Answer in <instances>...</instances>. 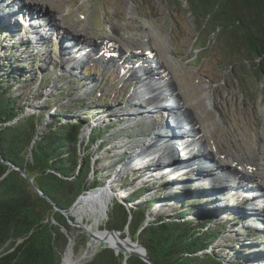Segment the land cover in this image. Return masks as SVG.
I'll return each instance as SVG.
<instances>
[{"label":"rangeland","instance_id":"374dc122","mask_svg":"<svg viewBox=\"0 0 264 264\" xmlns=\"http://www.w3.org/2000/svg\"><path fill=\"white\" fill-rule=\"evenodd\" d=\"M47 1L17 0L20 4H16L13 0H0V69L5 65L10 68L9 43L15 45L19 52L16 58L22 54L25 60L16 67L23 69L26 65L28 74L38 79L33 87L25 82L26 78L20 84L11 81L14 96L28 101L27 113H40L63 89L64 99L49 114L68 107L69 120L85 124L82 143L89 140L93 131L103 134V139L87 150L85 157L91 155L89 178L95 177L93 191L108 185L111 202L107 218L98 226L94 225V216L80 211L79 202L76 203L71 214L76 226L70 235L75 259L86 251L93 252L90 246L87 249V238L82 239L81 226L97 233L106 231L116 199L126 205L130 190L125 187L132 189L146 183L150 188L145 197L127 205L130 230L126 235L133 236L136 230L134 212L129 209L146 208L144 217L149 221L161 215L168 218L179 201L189 200H184L188 198L186 193L178 195V202L161 200L150 209L145 202L164 189L165 195L174 194L176 186L169 187L167 183L177 182V178L182 180L183 188L198 189L201 194L197 198L209 201L211 204H206L209 207L224 208L223 215L216 218L211 214L213 211L202 212L203 202L195 208L194 217H198L196 213L207 216L210 226H220L234 213V219L228 221L238 224L237 232L252 237L251 244L262 252L255 254L264 257V251L259 250V246L264 249V243H260L264 242V177L254 167V161L264 158V85L253 70L242 61L229 63L234 58L223 51L218 33L200 27L185 0ZM144 59L161 70L154 69L159 76L152 73L154 78L148 77L150 90L132 68ZM29 61L35 64H28ZM142 69L146 71L149 67L147 64L138 67V71ZM45 75L46 82L40 83V77ZM169 91L176 100L173 106L180 112L173 116L174 120H180L177 122L180 130L174 128L173 134L177 138L181 131L186 139L193 136L196 144L189 146L190 150L175 149L177 139L170 142L166 130L163 131L168 124L162 123L169 114L166 104L170 103L165 101L166 96L159 104L161 109L154 106ZM183 125L197 128V134L188 133ZM199 146L201 149L197 151L195 147ZM147 151L150 153L146 154ZM131 154L135 158L146 154L143 162L154 159L147 162L149 165L138 167L140 160H131ZM203 160L211 161L212 167L201 165ZM147 166L149 171L145 173L142 167ZM135 169L142 170L136 176L144 177L127 186L124 180L130 175L125 172ZM119 194L122 196L118 197ZM126 226L127 222L123 229ZM221 231V237L210 250L233 261V253L239 248L229 247V238L234 234L229 227ZM98 251L99 248L95 249L82 264ZM245 264L264 261L250 259Z\"/></svg>","mask_w":264,"mask_h":264},{"label":"trees","instance_id":"16d2710c","mask_svg":"<svg viewBox=\"0 0 264 264\" xmlns=\"http://www.w3.org/2000/svg\"><path fill=\"white\" fill-rule=\"evenodd\" d=\"M185 1L200 27L218 33L223 51L234 58L229 63L244 62L264 85V0ZM8 42H11L10 38ZM9 44L10 68L5 65L0 69V264H61V254L68 244L67 235L61 229L65 227L70 231L66 218L55 212L44 198L35 193L20 172L4 162H10L25 170L44 195L50 197L60 209L69 211L78 197L96 188L95 177L89 178L91 155L89 158L85 155L87 150L90 151L95 143L103 139V134L101 131H93L89 140L83 143L81 141L80 144L79 133L85 125L84 122L70 121L71 111H67L68 107L49 114L56 103L64 99L63 89L58 92L57 99L40 113H27L28 101L14 96L11 81H18L20 84L26 78L25 82L33 87L38 79L28 74L26 65V69L16 67L20 61L25 60L22 59V54L16 58L18 47ZM28 64L35 63L29 61ZM44 82L46 75L40 77V83ZM104 145L105 142L100 147ZM152 166H155L154 163ZM155 167L159 168V165ZM142 168L145 173L149 171V166ZM139 169L127 171L126 174L130 176L124 180L126 185H133L137 178L144 177L136 176L138 171H142ZM161 169L164 171L163 167ZM181 182L177 178V182L167 183L169 187L176 186L174 194L165 195L164 189L145 202L150 209L153 203L161 200L167 203L178 202V195L183 193L188 196L184 200L189 199V202L179 201L176 210L168 218L159 216L152 221V228L145 231L146 237L143 241L157 264H245L250 259L264 261V257L255 254L262 252L257 251L251 244L252 237L237 232L238 224L229 222L234 219V213L226 217L227 223L223 222L220 226H210L211 220L207 216L196 213L198 217H194L195 208L203 202L205 206L202 212L213 211L211 214L216 218L223 215L221 213L224 208L209 207V201L197 198L200 196L197 194H201L198 189L187 190L181 186ZM125 188L130 190L126 205L123 207L116 199L114 208L109 213L106 229L121 230L128 216L127 205L132 206L130 204L134 200L145 197L150 191L146 183L132 189ZM194 197L196 199L191 200ZM129 210L134 212L136 222L133 225L139 227L147 209ZM53 220L58 225L53 224ZM223 227L231 228V233L234 234V237L229 238V247L233 245L241 249L237 248L236 253H233V261L210 250L213 243L221 237ZM261 248L259 246V250L264 251ZM135 263L129 261V264ZM88 264L122 263L113 251L102 250Z\"/></svg>","mask_w":264,"mask_h":264},{"label":"water","instance_id":"95a60500","mask_svg":"<svg viewBox=\"0 0 264 264\" xmlns=\"http://www.w3.org/2000/svg\"><path fill=\"white\" fill-rule=\"evenodd\" d=\"M81 134H82V130H80L79 133V138H80V143H81ZM143 156H139L137 159L142 158ZM6 165H9L10 167H12V169L18 171L21 173V175L26 179L27 183L29 184V186L32 188V190L37 193L39 196H41L42 198H44L54 209L55 212L60 213L62 216H64L67 220V224L69 225L70 231H68L65 227H62V232L65 233L67 235L68 238V244L66 246V249L64 250V252L61 254V264H64V260H65V256L67 253L70 252V243H71V232H72V227L76 226L75 224V218L72 217V210L75 207L76 203L79 202L80 198L82 196H80L77 201L75 202V204L73 205L72 208H70L69 211H65L60 209L54 202L53 200L50 199V197L44 195L35 185L34 183V179H32L31 177H29V175L26 173L25 170L13 166L10 162H4ZM120 203V202H119ZM121 204V203H120ZM123 207H125V204H121ZM128 214V213H127ZM130 219V218H129ZM109 221V218H108ZM128 218L126 219L125 222H127V229H123L125 224H123L121 230H112V229H106V231L102 232V235L100 234V238L99 239V246L97 248H99V251L96 253V255L102 251V250H111L113 251L114 255L116 257H118V259L121 260L122 264H129V261L132 262H136L135 264H157L151 253L149 252L146 244L144 243L143 239L146 237L145 235V231L148 228H152L153 223L152 221L147 220L146 217L141 218V222L139 223V227H136L135 229V233H133V236L131 235H126V231L129 228V223L128 222ZM53 224L58 225V223L53 220L52 221ZM55 222V223H54ZM83 231L82 232V239H86L87 238V249L89 248L90 244L94 242L95 237H99L97 234V232H92L91 230H89L88 227H86L85 225L81 226ZM113 237H117L120 238V240H122L123 242L119 241L117 239L113 240ZM125 243V244H124ZM96 248V250H97ZM66 252V253H65ZM93 255V254H92ZM91 255V256H92ZM93 256V258L90 260L92 261L95 256ZM89 259V257L87 258ZM161 260V259H160ZM89 261V262H90ZM89 262L85 263L88 264ZM82 264V263H81Z\"/></svg>","mask_w":264,"mask_h":264},{"label":"bare ground","instance_id":"6f19581e","mask_svg":"<svg viewBox=\"0 0 264 264\" xmlns=\"http://www.w3.org/2000/svg\"><path fill=\"white\" fill-rule=\"evenodd\" d=\"M7 1H10V0H7ZM16 4H20V3H17V0H13ZM21 2L24 1V0H20ZM47 1V0H46ZM48 2V1H47ZM49 3V2H48ZM52 3V2H51ZM4 22V21H3ZM144 64H147L148 67H149V70L146 69V71L144 69H142V71H138V67H141L144 65ZM135 68L136 72H138L139 76L141 78H144V81L143 82H146L147 86H148V90L149 89V86H151V82L149 81V76L151 78H154L153 74L152 73H155L157 76H159L158 74L160 73H156L154 71V69H159L158 66H156L151 60H148V59H144L143 60V63H136L132 66V68ZM157 67V68H156ZM160 70V69H159ZM161 71V70H160ZM145 73H147L148 75L146 76ZM162 77L164 76L165 72H162ZM159 78V77H158ZM161 82V81H159ZM157 82V83H159ZM143 89V88H142ZM154 90V89H153ZM155 93V92H154ZM164 94V93H163ZM164 96H166V99L165 101H169L170 103H168L167 107L166 108H169L167 109L168 110V115L165 116L166 118H164L163 122H166L168 123L167 126L170 124V122L172 123V121L174 122H178V120H173L171 119V117L174 116V113L175 114H180V112L178 111V109L176 107H174L173 105H175L174 101L175 100V97H173V95L170 93L168 94H164L163 96L159 97L160 101H158L157 103V106L154 105L155 107H159V104L161 103V101L165 98ZM170 104H171V107H170ZM160 108V107H159ZM161 109V108H160ZM182 119V118H181ZM180 121V120H179ZM161 123V125H162ZM166 126V124H164V127ZM166 130V133H167V138H171V141L172 142V138L173 139H177V140H174V148L175 149H180V150H184L186 149L187 147L191 146L192 144H196L194 143L195 141V138L193 136H190L189 137V143L186 141L184 144L180 145L181 142L183 141V137H185L184 135H182L183 133L180 131V136L179 137H175V135H171V132L169 131V129L166 127L164 128L163 131ZM161 131V130H160ZM85 132V131H84ZM185 132V131H184ZM186 138V137H185ZM170 142H167V143H170ZM149 144V143H148ZM158 145V144H157ZM156 145V146H157ZM159 146V145H158ZM157 146V147H158ZM146 147H147V144H146ZM137 148V147H136ZM140 148V146L138 147ZM137 148V149H138ZM191 147L188 148V150H190ZM136 149V150H137ZM200 146L199 147H196V150L197 151H200ZM259 151V150H258ZM150 153L149 151H147L146 154ZM143 155V157H145V155ZM264 156V155H263ZM257 157V156H256ZM137 158H135L134 156H132L131 154V160H135ZM264 159V158H263ZM262 158L260 159V162L258 160L254 161V167L258 169V171L262 172L261 174L260 173H257V174H260V176L264 177V160ZM203 163V166L205 167H212V163L211 161L207 162L206 160H203L201 162V165ZM252 163V162H251ZM196 164H200V162L196 163ZM249 165V164H248ZM117 166V165H116ZM119 167V166H118ZM254 168V169H255ZM240 170V169H239ZM127 173V171L125 172ZM88 196H83L80 198L79 200V203H77V207L79 208L80 211H83V212H86L88 213L89 215H92L94 216V225L95 226H98L100 224V222L104 219L107 218V208L111 202V192H110V188L109 186H104V188H100V189H97L95 191L91 190L90 193H87ZM121 194L118 195V197H121L120 196ZM106 206V207H105ZM105 212H104V210ZM82 218V217H81ZM92 220V219H91ZM103 224V223H102ZM100 228V227H99ZM89 230H91L93 232V229L92 228H89ZM101 230V229H100ZM102 235V233H98L97 235ZM99 237H95V240L93 243L90 244V248L91 250H93V252L91 254H93L95 252V249L99 246L100 242H99ZM117 239L121 242H123L122 240H120V238H117V237H113V240H116ZM125 244V243H124ZM91 254H89V251H86L82 256L78 257L77 259H75L74 257V254L72 253V250L70 248V252L66 254L65 256V260H64V264H81L83 261H85Z\"/></svg>","mask_w":264,"mask_h":264}]
</instances>
